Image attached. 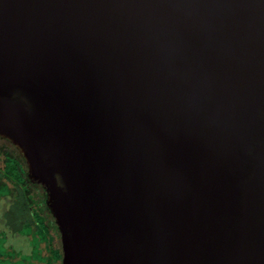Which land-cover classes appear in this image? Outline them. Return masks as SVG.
Here are the masks:
<instances>
[{"label":"water","instance_id":"95a60500","mask_svg":"<svg viewBox=\"0 0 264 264\" xmlns=\"http://www.w3.org/2000/svg\"><path fill=\"white\" fill-rule=\"evenodd\" d=\"M0 136L61 264H264V0H0Z\"/></svg>","mask_w":264,"mask_h":264},{"label":"trees","instance_id":"16d2710c","mask_svg":"<svg viewBox=\"0 0 264 264\" xmlns=\"http://www.w3.org/2000/svg\"><path fill=\"white\" fill-rule=\"evenodd\" d=\"M28 236L36 258L15 261L3 245L9 238ZM60 236L46 206V193L28 177L26 162L8 140H0V264H61Z\"/></svg>","mask_w":264,"mask_h":264},{"label":"rangeland","instance_id":"374dc122","mask_svg":"<svg viewBox=\"0 0 264 264\" xmlns=\"http://www.w3.org/2000/svg\"><path fill=\"white\" fill-rule=\"evenodd\" d=\"M4 249L12 250V258L17 261H22V259H28V258H37L38 255L35 256L32 254V249H36L38 251V247L33 245V243L30 241V238L28 236H16L13 238H9L8 242L3 245ZM18 264V263H17Z\"/></svg>","mask_w":264,"mask_h":264},{"label":"flooded vegetation","instance_id":"af4514ba","mask_svg":"<svg viewBox=\"0 0 264 264\" xmlns=\"http://www.w3.org/2000/svg\"><path fill=\"white\" fill-rule=\"evenodd\" d=\"M0 140H4V138L0 136Z\"/></svg>","mask_w":264,"mask_h":264}]
</instances>
